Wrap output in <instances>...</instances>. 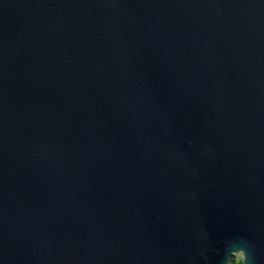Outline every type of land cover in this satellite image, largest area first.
<instances>
[{
	"label": "water",
	"instance_id": "water-1",
	"mask_svg": "<svg viewBox=\"0 0 264 264\" xmlns=\"http://www.w3.org/2000/svg\"><path fill=\"white\" fill-rule=\"evenodd\" d=\"M264 264V0H0V264Z\"/></svg>",
	"mask_w": 264,
	"mask_h": 264
},
{
	"label": "rangeland",
	"instance_id": "rangeland-1",
	"mask_svg": "<svg viewBox=\"0 0 264 264\" xmlns=\"http://www.w3.org/2000/svg\"><path fill=\"white\" fill-rule=\"evenodd\" d=\"M233 260L235 261V264L239 263L243 260L242 254H237L233 257Z\"/></svg>",
	"mask_w": 264,
	"mask_h": 264
},
{
	"label": "trees",
	"instance_id": "trees-1",
	"mask_svg": "<svg viewBox=\"0 0 264 264\" xmlns=\"http://www.w3.org/2000/svg\"><path fill=\"white\" fill-rule=\"evenodd\" d=\"M231 264H235V261L233 260ZM237 264H243V261H240L239 263Z\"/></svg>",
	"mask_w": 264,
	"mask_h": 264
}]
</instances>
